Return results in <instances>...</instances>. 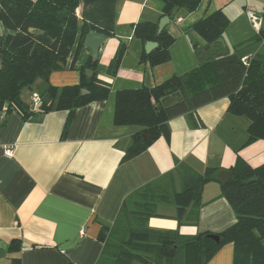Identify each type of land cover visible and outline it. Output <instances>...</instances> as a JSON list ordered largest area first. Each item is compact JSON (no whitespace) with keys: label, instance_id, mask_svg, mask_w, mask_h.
<instances>
[{"label":"crops","instance_id":"obj_1","mask_svg":"<svg viewBox=\"0 0 264 264\" xmlns=\"http://www.w3.org/2000/svg\"><path fill=\"white\" fill-rule=\"evenodd\" d=\"M237 1L239 9L251 10V2L264 5V0H201L192 13L178 10L164 27L174 39L170 59L151 67L140 60L147 42L135 38L133 31L138 23H159L164 17L162 0H118L114 35L100 46L96 59L97 79L110 88L106 100L76 109L65 133L67 111L35 109L34 115L24 118L16 110H0V264L13 259L20 264H95L103 249L101 227L114 225L126 199L138 189L171 174L179 191L180 168L201 175L207 169L231 172L237 158L252 168L264 164V140L245 144L248 121L228 112L227 98L200 106L192 115L169 119L168 137L160 136L129 160H124L125 151L139 128L113 124L118 91L152 88L224 53L264 58V43L254 33L244 40H229L227 27L222 47L207 46L192 30L194 23L215 11L229 21ZM261 19L264 31L262 14ZM120 42L127 49L116 75L109 76L106 71ZM246 42L253 45L247 49ZM74 52L75 46L67 64ZM88 58L90 53L82 46L73 69L54 71L46 81L37 79L35 90L25 88L30 90L27 99L21 92L22 102L29 105L32 93L42 98L48 86L78 85V69ZM91 75L92 71L87 74ZM7 148L13 149L11 157L4 155ZM200 203L195 222L187 216L190 208L178 222L174 205H159L158 216L148 221V227L194 236L219 234L235 224L218 183L203 186ZM12 240L20 243L16 252H8ZM207 264H233V245L222 246Z\"/></svg>","mask_w":264,"mask_h":264},{"label":"trees","instance_id":"obj_2","mask_svg":"<svg viewBox=\"0 0 264 264\" xmlns=\"http://www.w3.org/2000/svg\"><path fill=\"white\" fill-rule=\"evenodd\" d=\"M118 0H0V110H16L24 118L35 114L21 100V92L37 79L47 80L50 73L73 69L74 59L89 31L113 37L115 7ZM201 0H162L161 16L173 19L175 8L194 12ZM264 18V9L262 13ZM228 26L221 11L200 19L192 30L207 46L216 41ZM33 31L30 32L29 30ZM37 32H41L38 34ZM133 36L142 43L157 47L142 53L140 60L151 67L169 61L174 39L157 23H138ZM264 40V31L256 34ZM75 46L73 58L67 59ZM127 46L120 42L111 59L107 74L115 76ZM96 62L90 58L78 71L80 83L56 88L48 86L37 113L67 111L64 133L76 109L95 101H104L109 85L97 79ZM87 70L93 75L87 76ZM85 90L86 94H81ZM220 98L229 101L228 112L248 121L245 144L264 140V58L249 59L243 65L236 54L224 53L181 76H172L152 88L121 90L114 96L113 124L136 126L124 160L145 151L160 136L168 137L167 122L180 115H192L200 106ZM165 101V102H163ZM198 127L201 124L193 121ZM231 178L221 182L216 170L203 174L180 168L181 187L174 189L168 174L130 195L112 227L102 226L99 240L103 249L95 264H207L218 250L233 245V264H264V164L252 168L237 158L230 169ZM215 182L232 208L236 222L217 234L219 242L208 238L210 233L181 236L176 231H156L148 221L158 216L159 205H174L180 222L188 208L189 219L197 220L201 192L205 184ZM19 241L12 240L8 252L19 250ZM11 264H20L13 259Z\"/></svg>","mask_w":264,"mask_h":264},{"label":"water","instance_id":"obj_3","mask_svg":"<svg viewBox=\"0 0 264 264\" xmlns=\"http://www.w3.org/2000/svg\"><path fill=\"white\" fill-rule=\"evenodd\" d=\"M177 11H178V8H175L171 13L172 16H174ZM168 23H169V17L167 16L163 17L158 23V32H161ZM29 31L32 32L33 30L30 29ZM37 33L40 34L41 32H37ZM1 34H2V28L0 24V35ZM106 39L107 37L105 35L96 33L94 31H89L85 35L82 46L84 49H87L89 51L90 58L93 62H96V59L98 58V52H99L100 46L106 41ZM216 43L224 47V42L221 38L218 39ZM156 47H157L156 43L147 42L145 45V52L148 54ZM86 73L91 74V71L87 70ZM86 93L87 92L85 90H81V94H86ZM231 176H232V173L229 171H221L217 174L218 179L223 183L227 182L231 178ZM208 238L214 241L215 243L219 242V237L217 234H211L208 236Z\"/></svg>","mask_w":264,"mask_h":264},{"label":"rangeland","instance_id":"obj_4","mask_svg":"<svg viewBox=\"0 0 264 264\" xmlns=\"http://www.w3.org/2000/svg\"><path fill=\"white\" fill-rule=\"evenodd\" d=\"M251 3L253 4V7L251 8V10H253L256 13V15L261 18V14H262L263 7H264L263 3L261 2H251ZM232 7L234 8V13L231 15V19H229L228 21V26H227L228 29L225 34L226 35L225 38L226 39L228 38L229 40H236V39L242 38L241 40H244L247 38L249 34L251 33L256 34V31L252 23L249 21L247 17V14H246L247 10L238 8L239 1L235 2ZM263 26H264V22H263ZM251 41L252 40H250V42ZM244 44L247 45L246 46L247 49H249L251 45H253V44H249V42H246ZM32 89L35 90V88L33 87ZM29 93H30V90L25 89L24 91H22V97L27 99L29 96Z\"/></svg>","mask_w":264,"mask_h":264},{"label":"built area","instance_id":"obj_5","mask_svg":"<svg viewBox=\"0 0 264 264\" xmlns=\"http://www.w3.org/2000/svg\"><path fill=\"white\" fill-rule=\"evenodd\" d=\"M246 14H247L249 21L252 23V25L256 31V34H258L259 31L261 30V27H262V19L260 17H258L256 15V13L252 10H247ZM262 42L264 43V40ZM241 62L243 63V65H247L248 58H246V57L241 58ZM40 103H41V97L35 93H32L29 97V105H30L31 109L32 110L37 109L39 107ZM12 154H13V149L7 148L4 150V155L6 157H11Z\"/></svg>","mask_w":264,"mask_h":264}]
</instances>
